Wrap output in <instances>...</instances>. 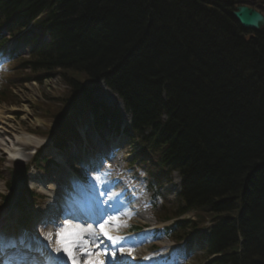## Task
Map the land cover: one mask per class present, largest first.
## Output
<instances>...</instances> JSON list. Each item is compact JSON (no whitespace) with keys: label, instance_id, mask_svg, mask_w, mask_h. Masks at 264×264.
Returning a JSON list of instances; mask_svg holds the SVG:
<instances>
[{"label":"trees","instance_id":"16d2710c","mask_svg":"<svg viewBox=\"0 0 264 264\" xmlns=\"http://www.w3.org/2000/svg\"><path fill=\"white\" fill-rule=\"evenodd\" d=\"M243 2L0 0V19L47 10L53 40L36 69L104 75L138 125L165 110L185 199L215 198L226 212L242 196L247 264H264V29L247 33L233 19ZM238 226L230 218L218 226L214 251L235 243Z\"/></svg>","mask_w":264,"mask_h":264},{"label":"rangeland","instance_id":"374dc122","mask_svg":"<svg viewBox=\"0 0 264 264\" xmlns=\"http://www.w3.org/2000/svg\"><path fill=\"white\" fill-rule=\"evenodd\" d=\"M244 4L250 5L251 7L253 6L264 14V0H244ZM9 68L11 69H8V71L5 72L6 76L8 73H13V70V76L17 78L29 77L31 79L36 76L21 71L18 72L13 66H10ZM50 72H52V75L49 74L50 77H48L42 85L31 82V84H26L25 86H20L19 88L14 89V93L16 94L15 101H17L16 105L9 108L4 107L8 114L18 110L20 113V116L18 117H21V119L17 122L22 123L24 129L27 126L32 125L33 121H38L40 119L38 116L40 115L49 114L50 117L54 116L56 113H61L63 109L61 102L65 100L66 97H71L73 94L72 87H75V85L68 86V83H76L75 81L82 82L86 79V76L84 77L82 74L78 73L62 72L55 69ZM12 82L14 84L19 83V81ZM83 83L86 82L83 81L82 85ZM10 109L12 112H9ZM47 121L51 122V120ZM17 129H19V127ZM122 145L127 146V142L123 141ZM1 187L4 188L3 184ZM212 200L216 202L218 199L213 198Z\"/></svg>","mask_w":264,"mask_h":264},{"label":"snow or ice","instance_id":"6c2138e0","mask_svg":"<svg viewBox=\"0 0 264 264\" xmlns=\"http://www.w3.org/2000/svg\"><path fill=\"white\" fill-rule=\"evenodd\" d=\"M66 231H67V227H65L63 230L57 233L58 235L57 244L59 245V247L56 248V251L59 252L63 250V252H65L69 257L72 258L73 264H79V261L76 255L74 254V248L79 250V254L81 256L91 257L92 255H96L95 253H92L90 251L89 243L84 239L85 233L92 235L93 237L97 235L96 231L92 228L91 225H89L87 228H78L76 230V240L78 241V243H72V244L66 243L64 239V234ZM99 232L102 233L105 237H107V239L110 240L113 244L120 243V240L118 238L111 236L109 232L105 229V224L100 225ZM47 235H48V239L51 240V234H47ZM117 251L123 255L126 250L123 247H119L116 251L111 252L110 254L111 257H116ZM132 251L133 250L131 248L127 249V252L129 254H131ZM87 264H104V261L88 259ZM109 264H114V262L110 261Z\"/></svg>","mask_w":264,"mask_h":264},{"label":"water","instance_id":"95a60500","mask_svg":"<svg viewBox=\"0 0 264 264\" xmlns=\"http://www.w3.org/2000/svg\"><path fill=\"white\" fill-rule=\"evenodd\" d=\"M231 15L239 22L243 29L258 31L264 27V16L254 8L241 5Z\"/></svg>","mask_w":264,"mask_h":264},{"label":"bare ground","instance_id":"6f19581e","mask_svg":"<svg viewBox=\"0 0 264 264\" xmlns=\"http://www.w3.org/2000/svg\"><path fill=\"white\" fill-rule=\"evenodd\" d=\"M233 11H235V9L233 10ZM234 19V18H233ZM236 20V19H235ZM237 21V20H236ZM237 23L239 24V22L237 21ZM239 26L241 27V25L239 24ZM241 29H243L242 27H241ZM247 33H253V32H255V31H251V30H246V29H244ZM165 130V132H166V128L164 129ZM18 140L19 141H22V140H26L23 136L22 137H20V138H18ZM201 203H203V204H206V201H202ZM244 206V205H243ZM246 207H244V209H245ZM239 232H237V235H236V239H235V243H240V246L242 247V250H243V254H244V257H243V259L241 260V262L239 263V264H247V261H248V258H249V254H248V245H249V243H248V239L246 238V236H245V233L244 232H242V230H241V228H239V227H237L236 228ZM20 245H21V243L18 241V240H16ZM22 246V248H23V250H24V246L23 245H21ZM251 257V256H250ZM257 258V256L255 255V254H253L252 255V261H254L255 259Z\"/></svg>","mask_w":264,"mask_h":264}]
</instances>
